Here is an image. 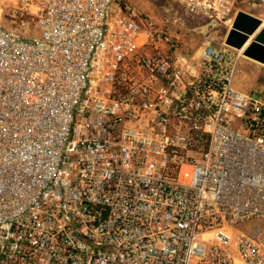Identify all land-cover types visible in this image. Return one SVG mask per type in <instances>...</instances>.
I'll list each match as a JSON object with an SVG mask.
<instances>
[{"label":"built area","instance_id":"2783aa9c","mask_svg":"<svg viewBox=\"0 0 264 264\" xmlns=\"http://www.w3.org/2000/svg\"><path fill=\"white\" fill-rule=\"evenodd\" d=\"M161 2L0 4V264H264V82L182 39L264 0Z\"/></svg>","mask_w":264,"mask_h":264},{"label":"water","instance_id":"95a60500","mask_svg":"<svg viewBox=\"0 0 264 264\" xmlns=\"http://www.w3.org/2000/svg\"><path fill=\"white\" fill-rule=\"evenodd\" d=\"M218 23L219 21L214 19L207 24L195 27L194 30L207 34L209 29L214 28ZM225 42L243 50L245 56L264 64V25L261 18L239 11Z\"/></svg>","mask_w":264,"mask_h":264},{"label":"rangeland","instance_id":"374dc122","mask_svg":"<svg viewBox=\"0 0 264 264\" xmlns=\"http://www.w3.org/2000/svg\"><path fill=\"white\" fill-rule=\"evenodd\" d=\"M132 3L143 10H151L156 11L161 6V0H150V4L142 5V0H131ZM0 4L5 5L4 8V15H5V23L8 26L18 27V30L20 33L24 35H28L30 37H35L38 35V29L35 25V22L31 19L30 20V28L29 26L20 27L18 19H14L10 16L12 13V7L16 4V0H0ZM240 7L244 6V3L242 1L238 2L237 4ZM34 11H37L36 8H34ZM258 15H260L264 19V9L259 8L255 10ZM201 24H207L209 22L203 21L200 22ZM264 23V22H263ZM232 25L230 23H223L219 22L214 28L209 29V32L207 34H197L196 32H191L189 34L183 35L182 39H184L187 43L192 44L196 48L206 40H210L213 43L223 44L225 42V39L227 37V34L229 33L230 29L232 28Z\"/></svg>","mask_w":264,"mask_h":264},{"label":"crops","instance_id":"0c3cea01","mask_svg":"<svg viewBox=\"0 0 264 264\" xmlns=\"http://www.w3.org/2000/svg\"><path fill=\"white\" fill-rule=\"evenodd\" d=\"M149 1L142 0V5L150 4ZM235 81L237 87L241 90L246 92L257 90L264 82V64L245 56L243 50H240Z\"/></svg>","mask_w":264,"mask_h":264}]
</instances>
